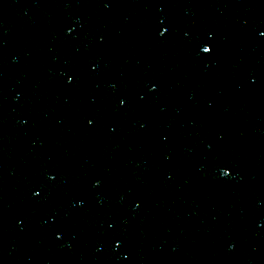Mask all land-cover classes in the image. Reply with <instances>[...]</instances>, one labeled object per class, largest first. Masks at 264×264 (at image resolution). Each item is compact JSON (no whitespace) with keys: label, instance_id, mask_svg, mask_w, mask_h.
<instances>
[{"label":"water","instance_id":"water-1","mask_svg":"<svg viewBox=\"0 0 264 264\" xmlns=\"http://www.w3.org/2000/svg\"><path fill=\"white\" fill-rule=\"evenodd\" d=\"M0 264H264V0H0Z\"/></svg>","mask_w":264,"mask_h":264}]
</instances>
